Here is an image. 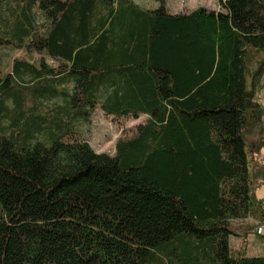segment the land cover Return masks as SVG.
<instances>
[{"label":"trees","instance_id":"obj_1","mask_svg":"<svg viewBox=\"0 0 264 264\" xmlns=\"http://www.w3.org/2000/svg\"><path fill=\"white\" fill-rule=\"evenodd\" d=\"M151 1L0 0V46L41 54L0 66V264H264L229 246L264 218V0ZM96 106L147 118L114 155L63 141Z\"/></svg>","mask_w":264,"mask_h":264},{"label":"rangeland","instance_id":"obj_2","mask_svg":"<svg viewBox=\"0 0 264 264\" xmlns=\"http://www.w3.org/2000/svg\"><path fill=\"white\" fill-rule=\"evenodd\" d=\"M133 1L142 8H156L160 4V2L151 0ZM220 1L221 0H165V5L170 12H189L199 6L219 10ZM38 16V20L41 21V16ZM40 57L41 54L35 52L26 53L23 49L0 46V66L2 74L11 72L13 61L16 59H25L37 63V59ZM45 62L50 66L56 65V63L47 57L45 58ZM28 78V75L24 76L25 80ZM54 85L57 88L60 87V84L55 83ZM71 85L70 82H65L62 83L61 87L64 86L69 88ZM260 99L264 104V89L260 94ZM31 101L26 104V112L28 110L29 112H32ZM8 103L11 104L9 101ZM63 104V98L56 96L46 100L41 111H48L53 115L56 105ZM146 118L145 115H141L137 119L129 117H113L105 115L102 110L96 106L91 111L87 121L80 118H76L72 121L70 120L72 127L71 133L66 134L63 141L68 142L73 139L83 140L86 141L96 152H104L109 155H114L118 139L132 137L135 133L136 126L143 123ZM66 119H69V117L67 116ZM251 138L255 141L257 146L255 151L249 153L250 171L252 172V178L255 185L254 193L257 199H262L264 201V134L262 137L251 136ZM232 222L234 224L233 227L238 229L237 232L243 235L247 224L252 225V229L246 234L245 240L243 237L230 236V255L237 257L241 252L246 255H264V233L260 235L255 231L259 226L264 228V218L255 220L248 217L245 219H236Z\"/></svg>","mask_w":264,"mask_h":264},{"label":"built area","instance_id":"obj_3","mask_svg":"<svg viewBox=\"0 0 264 264\" xmlns=\"http://www.w3.org/2000/svg\"><path fill=\"white\" fill-rule=\"evenodd\" d=\"M256 232H257L258 234H263V233H264V228H263L262 226H259V227L257 228Z\"/></svg>","mask_w":264,"mask_h":264},{"label":"crops","instance_id":"obj_4","mask_svg":"<svg viewBox=\"0 0 264 264\" xmlns=\"http://www.w3.org/2000/svg\"><path fill=\"white\" fill-rule=\"evenodd\" d=\"M170 12V11H169ZM170 13H180V12H170ZM181 13H187V12H181ZM260 235H262V234H260Z\"/></svg>","mask_w":264,"mask_h":264}]
</instances>
